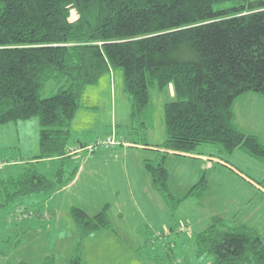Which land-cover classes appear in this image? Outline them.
Instances as JSON below:
<instances>
[{"label": "trees", "instance_id": "trees-1", "mask_svg": "<svg viewBox=\"0 0 264 264\" xmlns=\"http://www.w3.org/2000/svg\"><path fill=\"white\" fill-rule=\"evenodd\" d=\"M228 2L234 6L220 7ZM119 69L133 98L131 117L145 128L150 88L173 84L178 97L164 107L166 140L156 146L158 158L144 160L170 210L210 190L203 176L176 198L165 165L170 154L194 155L200 146L214 145L220 155L241 151L264 163V143L238 127L234 111L247 93L264 97V1L0 0V125L38 118L40 153L34 161L58 164L54 179L32 162L17 178H3L14 190L5 186L6 204L13 195L47 200L76 176L78 169L66 176V166L90 153L77 151L87 144H70L82 95ZM50 81L60 88L43 98ZM71 217L78 242L69 264H86L83 241L114 230L110 206L95 214L72 208ZM193 248L202 264H264L260 231L231 227L217 215L194 236ZM42 264H57V258L47 256Z\"/></svg>", "mask_w": 264, "mask_h": 264}, {"label": "rangeland", "instance_id": "rangeland-1", "mask_svg": "<svg viewBox=\"0 0 264 264\" xmlns=\"http://www.w3.org/2000/svg\"><path fill=\"white\" fill-rule=\"evenodd\" d=\"M251 1L261 2L264 0ZM233 6V3L228 2L220 7ZM109 74L111 73L106 75ZM123 74L122 69L116 70L117 77L113 80L114 87H110L109 89H107L104 84L101 89L99 87V89H95L92 86H90L91 89L88 87L82 95L80 107L102 109L117 108V135L115 133L113 134V129L109 128L110 126L95 127L93 121L92 123L88 122L86 125V130L90 131L87 134H89L90 138L94 141L98 139H94L97 136L101 139V137L106 138L107 135L105 134L112 133L110 136H114L118 139L120 141L119 145H124L126 143L124 142V137L134 138L136 139L135 142H138L140 145H151L156 141H158L157 143H163L166 140L164 118L165 104L178 100L173 84L164 89H159L157 87L150 88V109L141 120L147 125V128H145L139 121L132 124L131 121L126 123L123 119L126 111L128 113L129 108L133 107V98L124 90ZM112 76L114 75L112 74ZM59 88L60 86L58 83L50 81L43 90L42 97L47 98L56 94ZM234 108H244L242 114L244 119H242V121L244 123L242 124H244L246 128H244L238 120L239 124L245 131L257 133L261 142L264 143V97L253 92L247 93L237 99ZM17 123L18 127L16 122L0 125V190H2V192H0V205L6 200L5 196L9 197L5 190V186L9 188L11 192H14L10 185L1 182L3 178H5V180H8L9 177L17 178L31 162L34 164L37 171L44 174L49 179L55 178V173L58 168L57 162L54 163V161H34L35 157L40 153L39 134L41 127L38 118H33L28 121H18ZM92 128L94 129L91 130ZM130 131H132V135L129 134ZM75 136L72 133V138L70 140V144L72 145ZM212 147L215 146L202 145L196 150V153H211L210 150ZM114 148H111V150L102 149L101 151L106 152L108 150L109 153L122 152L125 150L124 146L120 148L116 146ZM206 148H208V150H205ZM80 149L81 148H78L77 151ZM129 151L133 156L126 162L128 163V167L125 166L122 157L108 158V156L104 160L105 162L101 161L95 164L93 162H88L83 164V159L89 156L86 154L75 157L73 163H68L66 166V176L69 175L73 169H78L77 177L81 174V178L79 177L74 185L67 189L69 198L72 197V200H69L67 203L75 207L80 206V208L82 207L84 210L88 209L89 211H93L91 213H97L96 211L109 205L113 229L114 231L117 230V234L126 240L124 241L125 244L130 243L133 247L132 240L136 241L134 243H138L137 241H139L140 236L142 237L140 241L141 244L133 247L135 251L134 257L131 254L128 256L119 254L115 262L111 264H117L122 261V259H125L124 263L128 264H132V262H135V264H202L195 257L193 237L207 226L200 225L209 222L215 215L224 218L231 227L242 225L244 221L250 222L257 218L259 219V222L258 220L257 222L261 225V229L264 233V224H261L264 223V195H260L261 198L258 197L259 199L256 200L251 199L249 183L244 181L246 178L253 182L254 179L252 175L262 177L261 175L262 173L264 175V171H262V169H256L253 163L249 164L247 160L254 161V159H246L251 158L247 157L248 155H244L245 158L234 156L231 162L233 166L218 160L214 165L216 169L210 168L207 170L202 166L203 161L193 159L192 157L167 158L165 165L171 170L170 181L173 195L176 198H183L186 196L190 187L200 181L203 176L210 181V190L203 198L197 199L192 197L183 200L177 205H174L170 210L162 198H159V200L150 199L146 193H143L144 198L141 196V201L144 203V205H141V208L137 205L136 207L131 206L130 197L132 196L128 191L129 188L124 185V179L127 183L128 173L131 175V178L138 177V173L142 175V173L145 172V167L143 165L144 158L142 162H140L141 157L147 158L150 155L148 151L144 149L131 148ZM80 152L81 151H79V153ZM234 152L237 154L239 151ZM219 164L225 165L226 169H222V165ZM104 167L108 171L107 177L109 179L113 177L117 182H123V190H121L119 194V199H117L116 194L113 195L111 192L99 194L96 192L91 193L87 190L91 189V186L95 185L100 179V172L102 173ZM240 171L245 174H242ZM82 177L85 178V183L78 187ZM102 180L104 183L106 182L104 176ZM262 182L264 183V180H262ZM32 197L38 200L36 205L40 203L44 204L45 201L48 204L50 202H48L49 199L43 200L47 197ZM11 198L12 199H8L9 203L6 204V202H4V206H0V264H17L20 258L36 264L42 261L43 258L45 259V256L50 250H53L52 253L55 254V249L59 252V260L60 264H62L66 256L67 237L65 231L62 234L64 240H58L57 237L53 240L48 233L45 231H36L35 227V233L32 234V232L29 231L24 236V251L20 250V247L17 245L20 239L22 240L23 235L22 233L20 235L18 229V225L21 227L19 224L21 222L19 221L24 222V224H22L23 226H27L31 224V221L27 220H32L40 216L46 220V224L42 226L44 229L46 227L49 228V226H46L48 225L47 221L51 222L50 225L56 222L54 221L55 217L53 214L49 213L50 206H47L45 202V208L42 209L43 216H41L42 214L37 213L34 208H27L29 207L27 203L23 204L29 197H17L13 195ZM142 202L141 204H143ZM65 203L61 201V204L64 205ZM100 203L103 204L100 205ZM153 206H156V211L154 213L145 209L147 208L153 211ZM19 211L28 214V217L23 219L25 221L19 219ZM117 212L124 213V218L120 219L118 216L120 214H117ZM166 217H168V220H166ZM57 218L61 224L58 228H66V224L71 222L69 215L61 211L57 215ZM68 236L71 237L72 234L70 233ZM104 239L105 240L100 237L99 239L89 242V246L86 248V251H89L91 255V257H88L89 264H102L101 257L97 256L101 251V249L97 247V242L110 245V241L106 238ZM137 258L140 260L138 261Z\"/></svg>", "mask_w": 264, "mask_h": 264}, {"label": "crops", "instance_id": "crops-1", "mask_svg": "<svg viewBox=\"0 0 264 264\" xmlns=\"http://www.w3.org/2000/svg\"><path fill=\"white\" fill-rule=\"evenodd\" d=\"M112 74L114 76H112ZM116 77H117L116 71H113V72H111V74L105 75L104 77H102L101 80L96 85H94L92 87H94L95 89H97L99 87L101 89L103 84L105 85V87L107 89H109L110 87H114L113 80ZM98 109H102V108H80L79 109V111L76 115V118L72 124V133L74 134V136L76 135L75 139H74V144H77V143L90 144V143L100 139V137L97 136L94 139H97V138L98 139L93 141L90 138V135L87 134L88 132H90V131L86 130V125L88 122L92 123V121H93L95 127L96 126H101V127L110 126L109 128L113 129V134L117 133V127H118V110H117V108H103L102 110H98ZM234 111H235V121H236V124L238 125V127L242 131H244L245 133L255 134L258 136L257 133L247 132L243 129V127L246 128L245 125L242 124V123H244L242 121V119H243L242 114L244 112V108H234ZM131 112H132V108H129L128 113H127V111H126V113L124 111L125 115H124L123 119L126 123L131 121V123L133 124L135 122L133 121V119L131 117ZM238 113H239V117H238ZM240 115L242 118L240 117ZM238 120L242 124L243 127H241ZM16 125L18 127V123H16ZM93 129L94 128H92L91 130H93ZM111 134L112 133H108L105 135L110 136ZM129 134L132 135V131H130ZM102 138H105V137H101V139ZM123 139L125 140L124 142H126L125 143L126 145L125 144L119 145V148L123 147V146L125 147V150H123L122 152H109L108 153V150L106 152L101 151L102 149L111 150V148H114V147H111V148H102L101 150H99L95 153H92V154H90V153L79 154V155H85V154L89 155L83 159V164H86L88 162H93L94 164L96 162H101V161L105 162L104 160L108 156V158L109 157H111V158H113V157L121 158L122 157L125 166L128 167V163H126V162L128 159H130V157L133 156V154H130L131 152L129 151V149H131V148L144 149V150L148 151L150 156H148L147 158L141 157L140 162H142L143 158H144V160L145 159L155 160L158 158V153L156 152V149H157L156 146L162 145L165 142L164 141L163 143H160V142L157 143L158 141H156L155 143H152L151 145H149V147L147 148V146L145 147L143 145L135 144L136 139H134V138L124 137ZM90 140H92V141H90ZM114 149H117V148H114ZM205 150H208V148H206ZM210 152L211 153L201 152V153H196L194 155H183V156L170 154L167 158H169V157H185V158L192 157L193 159H198V160L203 161L202 166L205 170H207L210 168L216 169V167L214 165H215V162H217L218 160H220L222 163H226V164H229L231 166L233 164L231 162L233 161L232 158L234 156L245 158L244 155H246V154H243V152H241V151L237 152V154H235V152H233L230 155H222V154L220 155L219 151L215 147H212ZM79 155H77L76 157H79ZM247 157H249V156H247ZM246 159H252V158H246ZM144 160H143V162H144ZM47 161L52 162L53 160H47ZM247 161L249 164L253 163V165H254V167H256V169H262V171H264V166H260V165H264V163L260 164V162H258L256 160H254L255 162L253 160H247ZM54 163H56V161H54ZM219 165H222V167H223L222 169H224V168L226 169L225 165H223V164H219ZM169 171L171 172L170 169H169ZM98 172H100V171H98ZM102 173H103V175H102ZM102 173L100 172V179L95 183V185H92L91 189H87V186H86V189L91 193L96 192L99 194H105V193L111 192V193H113V195L116 194L117 199H119V194H120L121 190H123V182H121V183L117 182L115 179H113V177L109 179L107 177L108 171H107V169H105V167L103 168ZM77 174L70 182H68V184L64 185L63 187H60L59 189L55 190L52 193V195L49 197V200H48V202L50 201L49 204L45 201L47 203V206H50L49 213L53 214V216L55 217L54 221H56V222H54V224L50 225L51 222L47 221L48 225H46V226H49V228L46 227L44 229L42 226H43V224H46V220L40 216H37V217L33 218L32 220H27V221H31V224L27 225V226L26 225L23 226L22 224H24V222L19 221V222H21V223H19L21 225V227L18 225V229L20 231V235H21V233L23 234L22 240L20 239V241L17 243V245L20 247V250L24 249V246H23V243L25 241L24 236L29 231H31L32 234L35 233L34 232L35 227H36V229H35L36 231H40V232L45 231L46 233H48L53 238V240H55L56 237L58 238V240H64L62 234L65 231V234L67 237V239H66L67 245H66V256H65V259L63 260L62 264H69L70 259L73 255L74 249L76 247V244L78 242V233L76 231L73 219L71 217V210H72V208H80V206L75 207V206H72L71 204L67 203V202H69V200H72V197L69 198V196H68L67 189L69 187H71L72 185H74V183L77 181V179L79 177L81 178V174H79L80 176L78 175V177H77ZM242 174H245V173H242ZM103 176L106 178L105 183L102 180ZM252 176H253L252 178L255 181L253 179H251V180H253V182H251L250 180H247L245 177H244L245 178L244 181L249 183L250 198L253 200H256V199L261 198L260 195H262V194L264 195V183L262 182V180H264L263 179L264 175L262 173V175H261L262 177H259L256 175L255 176L252 175ZM127 178H128V182L126 183L125 179H124V185L129 188V190L128 189L127 190L129 191V193L132 196V197H130V204L132 207H136V205H137L139 208H141V205H144V203L141 201V196L144 198L143 193H146L150 199L159 200V198H162V196H160V194L156 190H154V188L152 186V177L150 176V174L146 168H145V172H143L142 175H141V173H138V177L131 178V175L128 173ZM170 178H171V176H170ZM83 183H85L84 177H82L78 187H80V185ZM169 186H170L171 192L173 193L171 181H170ZM191 187H190V189H191ZM138 194H140V195H138ZM61 201L63 203H65V202L66 203L63 205V204H61ZM37 202H38L37 199H33V197H29V199L24 201L23 204L27 203V206H29V207L26 206L27 208H30V209L34 208V210L37 213H40V214H42L41 216H43V213H42L43 210L42 209L45 208L44 206L46 203L44 202V204L40 203V204L36 205ZM141 202L143 204H141ZM102 204L103 203H100V205H102ZM33 205H36V206H33ZM246 205H247V203H246ZM152 208H153V211H151L147 208H145V209L154 213L156 211V206H153ZM81 209H82V207H81ZM87 210H85V211L90 213V214H95V213H91L93 211H89V210L87 211ZM60 211L69 215V217L71 219L70 220L71 222L70 223L68 222V224H66V228H61V227L58 228L59 226H61L60 221L57 218V215L59 214ZM99 211H96V212H99ZM117 214H120V215H118L120 217V219L124 218V213L117 212ZM146 214H149V213H146ZM217 216H219V215H217ZM166 218H167L166 220H168V217H166ZM257 220L259 222V219L256 218V220L254 219L253 221H250V222L244 221L243 224L257 228L260 231V233L264 236V233L261 229V225H259ZM23 221H25V220H23ZM210 222H211V220H209V222L201 224L200 226H206L207 225L205 227V228H207L209 226ZM261 224H264V223H261ZM70 233L72 234L71 237L68 236ZM106 235H107V237H106ZM100 237L103 240H105L104 238H106L110 241V245L101 244L100 242H97V247L99 249H101V251L97 254V256L101 257L102 264H111V263L115 262L116 258L119 256V254L124 255V256H126V255L128 256L129 254H131L134 257L135 251H134L133 247L141 244L140 241L142 240L141 236L139 238V241H137L138 243H134L136 241L132 240L133 245H134L132 247V244L130 245V243H128V244L124 243V241H126V240L117 234V230H115V231L114 230L97 231V232L93 233L92 235H90L89 237H87L83 241V258H84V261L86 262V264H89L88 257H91L90 252L86 251L87 246H89V242L94 241L96 239H99ZM193 239H194V237H193ZM52 252H53V250H50L46 256L54 255L57 258V264H60L59 252L57 251V249L54 250L55 254ZM124 256H123V258H124ZM43 260H44V258L42 259V261H39L36 264H42ZM137 260L139 261L140 259L137 258ZM124 262H125V259L124 260L122 259V261L118 262L117 264H128V263H124ZM23 263L34 264L33 262H31L29 260H23L21 258L18 260L17 264H23ZM132 264H135V262H132Z\"/></svg>", "mask_w": 264, "mask_h": 264}, {"label": "built area", "instance_id": "built-area-1", "mask_svg": "<svg viewBox=\"0 0 264 264\" xmlns=\"http://www.w3.org/2000/svg\"><path fill=\"white\" fill-rule=\"evenodd\" d=\"M119 144H120V141L118 139H116L114 136H108L104 139H99L93 143L85 145L79 151H87V152L92 153V152H95L102 147L103 148H111V147L119 146ZM18 214H19V219H21V220L28 217V214L23 212V211H19Z\"/></svg>", "mask_w": 264, "mask_h": 264}]
</instances>
